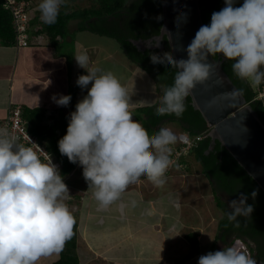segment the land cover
Masks as SVG:
<instances>
[{"label": "clouds", "instance_id": "obj_1", "mask_svg": "<svg viewBox=\"0 0 264 264\" xmlns=\"http://www.w3.org/2000/svg\"><path fill=\"white\" fill-rule=\"evenodd\" d=\"M66 2L39 0L40 20L54 24ZM224 5L211 14L209 24L196 31L185 49L186 59L171 54L151 57L153 66L176 69L173 83L161 88L157 116L183 115L185 99L197 83L209 77L210 56L233 61L232 71L238 79L264 83V0H243L239 6L237 0H224ZM186 15L179 19L186 21ZM146 43L149 47L160 44ZM74 58L86 70L76 84L87 89V94L69 114L66 134L58 140L61 155L82 167L92 197L103 207L120 201L144 178L162 186L172 164L176 135L160 128L149 138L133 123L127 89L116 75L89 66L86 52ZM51 99L58 106H67L71 95L54 94ZM53 156L59 168L0 127V264H38L41 258L58 255L74 235L76 220L66 203L69 189L61 174L62 164ZM236 193L237 197L228 201L226 218L239 227L237 218L251 217L253 205L247 203V194ZM256 194L250 195L254 199ZM130 203L136 207V201ZM197 264H256V260L228 246L200 255Z\"/></svg>", "mask_w": 264, "mask_h": 264}, {"label": "trees", "instance_id": "obj_2", "mask_svg": "<svg viewBox=\"0 0 264 264\" xmlns=\"http://www.w3.org/2000/svg\"><path fill=\"white\" fill-rule=\"evenodd\" d=\"M76 1L67 0L66 4L61 7L56 22L50 25L43 23L37 33L46 32L51 38H55L57 35L67 33L70 20L79 19L78 28L88 29L116 39L127 56L153 77L162 95V86L173 83L176 69L153 66L151 57L156 55L162 58L165 54L173 55L167 37L165 36L162 41V50L157 47L142 49L133 40L141 39L146 43L160 34L163 24V0H98L91 3L90 6L74 8ZM214 1L212 0L213 4H211V0H200L205 24L210 23L211 14L214 11H219V3L217 4ZM70 2L73 5H70ZM242 3L239 1L236 6ZM36 16L38 18V15ZM16 38L17 31L13 13L5 8L4 0H0V42L8 46L15 45ZM154 42L152 41L151 43ZM215 58H218V55ZM232 63L233 61L224 59V70L264 122V97L260 95L262 92L261 86L264 83L255 88L251 81L238 79L232 71ZM72 100L73 98L70 101ZM184 103L185 111L179 118L174 114L157 116L156 109L159 107V100L154 104L140 106L137 109L141 116L139 120L144 121V127L152 133V137L167 122L179 126L180 130L178 129L177 132H186L192 137L202 132H207L206 136L197 141L188 154L183 155V158L190 153V155L194 156L195 160L201 165L202 172L213 185L214 192H223L231 200L236 198V192L240 191L249 196L247 203L253 205L251 217H238L239 227H236L234 226L235 221L229 222L226 218V213L230 209L225 204L222 208V216L218 220L219 234L217 238L223 241L231 235L245 238L253 243V245H250L252 257L255 260L264 262L263 189L218 140H216L213 149H210L211 137L208 135L210 128L207 122L201 112L192 104L190 96L186 98ZM67 106L59 108L57 115H49L50 121H54L53 124L44 123L45 110L42 109L35 110L27 117L24 116L29 122L27 128L30 132L46 143L50 152L56 155L61 162V174L63 177L72 173L78 164L70 162L66 156L61 155L58 149V140L66 134L67 130L70 114ZM171 154L173 155V153ZM181 161L183 162V159ZM253 191L257 193L254 199L250 195ZM81 195L79 194V197ZM75 220L74 235L66 242L64 249L60 252V257L53 264H80V258L77 253V215ZM198 236V232L191 231L187 233L186 237L190 244V250L183 259L178 260L174 264H183V262L201 255L202 248ZM182 260L184 261L182 262Z\"/></svg>", "mask_w": 264, "mask_h": 264}, {"label": "rangeland", "instance_id": "obj_3", "mask_svg": "<svg viewBox=\"0 0 264 264\" xmlns=\"http://www.w3.org/2000/svg\"><path fill=\"white\" fill-rule=\"evenodd\" d=\"M96 1L98 0H81L75 5L77 7H86ZM87 34L99 41L105 40L101 42V44H104L105 51L114 53L113 58L104 62L105 66L98 67L105 71H111L116 75L127 89L128 102L142 103L143 106L155 103V95L157 94L156 82L141 66L127 56L118 41L106 35L99 34L95 36L90 32H87ZM75 38L67 37L64 42H60V45L64 44L68 53H75L77 50L80 52L83 48L79 49V41ZM106 41L107 43H104ZM253 85L258 88L261 84L256 85L253 83ZM261 87L262 92L260 95L264 97V85ZM142 96L145 100L141 99ZM131 111L134 117L133 123L139 124L151 138L152 133L144 127V121L139 120L141 116L138 110ZM162 127L170 129L173 133H177L178 129L180 130L179 126L168 122L163 124ZM190 154L182 158V164L170 165L165 173V183L162 186H154L144 178L137 185L128 189L121 200L118 201V204L119 206H124L131 201H136V207L133 208L131 206V209L125 211L126 215L122 216L117 226L118 228L113 229L112 220H106L103 223L98 222L99 217L111 214L113 209L111 208L112 205L108 207L99 205L92 197L91 190L88 193L87 191H81V197H74V201L79 200L74 205L72 214L74 217L77 215L76 233L78 237L77 243L80 245L77 253L78 256H82L83 264L86 263L85 258L89 259L90 262L92 261L91 257H89L92 246L95 248L93 253L99 254L100 252L98 251L112 244L110 240L113 237L114 241V236L121 240L119 248L129 250L128 248H132V244L134 248L135 244H140L139 242L144 241V238L140 237L138 232L137 234L135 233V229L138 228L140 231L141 229H146L150 232L149 230L156 221L158 222L156 230L163 232L164 236L159 237L163 238L164 241L159 243L160 239L150 238L147 245H145L146 247L139 250L136 263L122 259L118 261L119 264H174L178 260L183 259L189 252L190 244L186 235L191 231L199 233L198 239L202 248L201 255L206 254L208 251H216L223 247L232 246L252 257L250 245H253V243L245 238L237 235H231L224 241L217 238L219 234L218 220L222 216V208L225 204L228 206L229 199L223 192L217 193L215 191V193L213 191V185L202 172L201 165ZM172 157L173 155L171 154ZM76 169L70 179L72 182L74 180L77 186H80V184H83L80 179V170L76 171ZM87 187L88 185L86 186L85 184H83V187L81 186L83 189ZM80 203L82 204L81 206ZM116 205L117 202L115 203ZM160 206L162 207L158 208ZM148 207H153V211L149 210ZM81 215L82 217L84 215L87 216L84 219L87 220L86 218H88L87 225L90 228L91 236L94 235L90 238V246L82 238L79 230ZM114 224L117 225L118 221H114ZM133 234H135L134 237H132ZM169 255L170 257H168ZM141 260H143L142 263H140ZM197 260L198 257L186 262L182 260V262L183 264H197ZM95 261L97 259L90 264H96ZM104 263H107V261ZM99 264H102V262ZM256 264H261V262L256 260Z\"/></svg>", "mask_w": 264, "mask_h": 264}, {"label": "crops", "instance_id": "obj_4", "mask_svg": "<svg viewBox=\"0 0 264 264\" xmlns=\"http://www.w3.org/2000/svg\"><path fill=\"white\" fill-rule=\"evenodd\" d=\"M26 1L30 3V6H32L30 7L32 9L30 15L32 16H30L31 18L28 23V36L30 43L26 46H8L0 42V124L8 118L10 110L17 106L21 108L23 118L24 116H29V114H32V112H34L35 110H45L43 120L44 123H48V121L51 120L49 119V115L53 116L55 112L58 113V109L62 107L58 106L51 99L54 94H70L71 97L73 96V100L70 101L69 105L67 106L69 108V113H71L75 110L77 102L87 94V89H81L76 84L78 76L81 74H86V70L84 68H81L77 64L74 55H77L81 52H86L90 58L89 66L102 67L105 66V61L110 60L114 56V53L105 51L103 47L104 44H101V42L105 40L99 41L87 34V32H90L91 34L98 36V33H92V31L88 29L78 28L80 23L79 19L70 20V22L68 23V31L64 35H57L55 38H51V36L46 32L37 33V30L40 29L41 25L43 24V22L40 20V12L37 8L39 0ZM79 1L81 0H77L76 3H78ZM70 5L73 4L70 2ZM74 8H77V5H74ZM36 15H38V18ZM67 37H76L75 39H77L80 44L79 49L83 48V50H81L80 52H78L77 50L75 53H68L64 44L60 45V42H64ZM104 43H107V41ZM69 60L70 62H68ZM72 91L74 92V94ZM160 97L161 94L157 88L155 103L160 100ZM141 99L145 100L143 96L141 97ZM128 103L131 110H137L138 107L143 106L142 103ZM57 113H55L54 115H57ZM26 121L29 124L28 120ZM76 168V171H78V169L80 170V179L82 183L87 186V183L82 175V167L77 164ZM72 173L63 177L70 193V197L68 198L66 203L71 212L73 211V207L76 202H78V200H73L74 197L76 198L79 196V194H82L81 191H87V193L90 192V189H88V187L86 189L81 188V186L83 187V184L77 186L74 183V180L72 182V180L70 179ZM81 205L82 204L80 203V206ZM152 205L154 206L153 201ZM161 207L162 206L158 208ZM111 208L113 209V212L111 214L107 213L108 215L99 217L98 222L103 223L106 220H112L114 229L118 228L117 226L119 225L122 216L126 215L125 211L127 209H131V203H128L124 206H119L117 202V205L115 206L114 203L112 204ZM148 208L149 210L153 211V207ZM84 217L87 216L84 215ZM84 217H82L81 215L79 230L82 238L87 241V244L90 246V238H92L94 235L92 234L93 236H91L90 228L87 225V222L89 220L88 218H86L87 220H85ZM116 220L118 221L117 225L114 224V221ZM157 223L158 222L156 221L154 226L152 227L153 229L151 228L149 230L150 232H148L146 229H141V231L138 228L135 229V233L137 234L138 232L140 237L144 238V241L139 242L140 244H135L134 248L133 244L131 245L132 248H128L129 250L119 248L121 240L114 236L115 240L113 241V237L110 240L112 241V244L107 246L105 249L98 251L100 252L99 254L93 253V251H95V248L94 246H92V251H90L89 257H91L92 261L97 259V261H95L96 264H99L101 262L102 264H119L118 261L122 259L132 263H136L137 256L139 255V250L146 247L145 245H147L150 238L160 239L159 243H162L164 241L163 238H160L164 236V234H162L163 232H158L156 230ZM91 230L93 232L92 228ZM134 236L135 234L132 235V237ZM77 248L78 251L80 248L79 243ZM91 253L93 254L91 255ZM60 254L61 253H59L58 255H53L51 257L41 258V260L38 261V264H53L60 257ZM80 256V263L82 262L83 264L82 256ZM168 257H170V255ZM105 261H107V263H104ZM142 261L143 260H141L140 263H142ZM85 262V264L91 263L87 258H85Z\"/></svg>", "mask_w": 264, "mask_h": 264}, {"label": "water", "instance_id": "obj_5", "mask_svg": "<svg viewBox=\"0 0 264 264\" xmlns=\"http://www.w3.org/2000/svg\"><path fill=\"white\" fill-rule=\"evenodd\" d=\"M184 13L186 21L179 19ZM202 25L200 0H163L160 34L147 42L163 46L166 36L174 57L186 59L185 49ZM133 42L139 47L145 45L141 39ZM208 62L212 64L208 79L197 83L189 96L210 128V149L218 140L264 191V122L224 70L223 57L210 56Z\"/></svg>", "mask_w": 264, "mask_h": 264}, {"label": "built area", "instance_id": "obj_6", "mask_svg": "<svg viewBox=\"0 0 264 264\" xmlns=\"http://www.w3.org/2000/svg\"><path fill=\"white\" fill-rule=\"evenodd\" d=\"M6 9H9L13 13L14 24L17 31L16 45L26 46L30 43L28 36L29 21L32 9L30 3L26 0H4ZM27 121L22 116V110L19 106L10 110L8 118L0 124V127L7 128L9 132L19 138V142L25 146L31 147L41 158L45 161H52L59 168V163L55 160L52 152L40 141V139L32 134L27 128ZM177 142L172 145L173 157L172 166L175 164H182L183 155L189 153L191 148L197 143V141L203 139L207 132H202L192 137L186 132H175Z\"/></svg>", "mask_w": 264, "mask_h": 264}, {"label": "flooded vegetation", "instance_id": "obj_7", "mask_svg": "<svg viewBox=\"0 0 264 264\" xmlns=\"http://www.w3.org/2000/svg\"><path fill=\"white\" fill-rule=\"evenodd\" d=\"M210 1V0H209ZM239 1H241V2H243V0H237V2H239ZM215 3H219V8H218V10H220V9H222L225 5H224V0H215L214 1ZM211 4H213V2H212V0H211ZM149 43H151V42H149ZM155 44H157L158 42H154ZM146 46H148V44L147 43H145V45L144 46H140V48H142V49H146L147 47ZM153 46H155V45H153ZM160 50H162L163 49V46H160L159 45V47H158ZM260 262H262V261H260Z\"/></svg>", "mask_w": 264, "mask_h": 264}]
</instances>
